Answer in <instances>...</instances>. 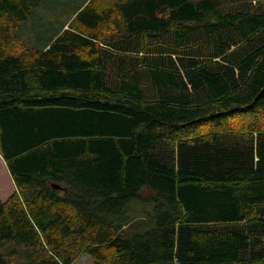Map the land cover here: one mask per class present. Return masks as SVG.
I'll use <instances>...</instances> for the list:
<instances>
[{
  "label": "trees",
  "instance_id": "16d2710c",
  "mask_svg": "<svg viewBox=\"0 0 264 264\" xmlns=\"http://www.w3.org/2000/svg\"><path fill=\"white\" fill-rule=\"evenodd\" d=\"M42 2L0 0V264H264V0H88L25 48Z\"/></svg>",
  "mask_w": 264,
  "mask_h": 264
},
{
  "label": "crops",
  "instance_id": "0c3cea01",
  "mask_svg": "<svg viewBox=\"0 0 264 264\" xmlns=\"http://www.w3.org/2000/svg\"><path fill=\"white\" fill-rule=\"evenodd\" d=\"M87 1L88 0H77L76 2L71 1L70 6H67L66 4H68L69 1L63 3L61 0H43L38 8L33 11L27 19L20 23V27L24 28V30L28 29L27 36L28 34H30L29 36H32L34 42L33 46H42L45 48L48 46V42L52 38H54L62 29L66 28L61 26V21L62 19H65V14L72 13L74 15L76 10L82 7ZM42 4H46L45 6L48 12H41L40 7ZM51 10H53V13H51ZM52 15H54V19H52ZM58 27L60 28L58 29ZM21 32L22 31L19 32L20 35H22ZM5 190H9V192L5 194ZM14 190L15 185L7 170L5 161L0 154V199L3 201L6 200Z\"/></svg>",
  "mask_w": 264,
  "mask_h": 264
},
{
  "label": "rangeland",
  "instance_id": "374dc122",
  "mask_svg": "<svg viewBox=\"0 0 264 264\" xmlns=\"http://www.w3.org/2000/svg\"><path fill=\"white\" fill-rule=\"evenodd\" d=\"M67 1H69V2L66 5L70 6L71 1L76 2L77 0H61V2H63V3H66ZM107 2H108V0H92L93 5L96 7L103 6ZM45 5L46 4H42V6L40 7L41 12L42 11H45V13L48 12ZM51 13H53V10H51ZM61 16H62V14H61ZM73 17H74V15L72 13L65 14L64 18L66 20L62 19V21H61L62 25L61 26L67 27L69 25V23L73 20ZM54 18H55L54 15H52V19H54ZM56 19H58V18H56ZM60 27H58V29ZM107 29H109V28L106 25L100 27V30L102 32L107 31ZM14 30H15V33L19 36V38L23 42V44H22L23 47H25V48L33 47L34 42H33L32 36H29L30 34H28V36H27L28 29L24 30V28H21L19 25V26L15 27ZM20 31H22L21 32L22 35L19 34ZM9 190H10V188H9ZM9 190H5V194L8 193ZM140 197L141 198L136 199V200L131 202V204L128 207L129 213L133 216H136L135 217L136 220L146 222L148 220V217H149V214L151 211V204L149 202L145 201L146 197H149V196H147L146 193L141 192ZM72 264H93V260L87 254L82 253L81 255H79L75 259V261Z\"/></svg>",
  "mask_w": 264,
  "mask_h": 264
},
{
  "label": "water",
  "instance_id": "95a60500",
  "mask_svg": "<svg viewBox=\"0 0 264 264\" xmlns=\"http://www.w3.org/2000/svg\"><path fill=\"white\" fill-rule=\"evenodd\" d=\"M53 187H55V188H58L59 186L58 185H52Z\"/></svg>",
  "mask_w": 264,
  "mask_h": 264
}]
</instances>
